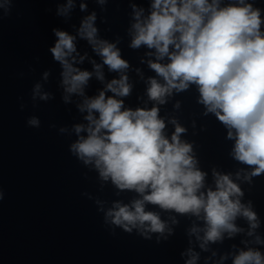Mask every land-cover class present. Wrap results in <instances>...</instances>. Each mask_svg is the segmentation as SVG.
Returning <instances> with one entry per match:
<instances>
[{"label": "clouds", "instance_id": "obj_1", "mask_svg": "<svg viewBox=\"0 0 264 264\" xmlns=\"http://www.w3.org/2000/svg\"><path fill=\"white\" fill-rule=\"evenodd\" d=\"M152 7L147 21L134 25L137 34L132 42L133 47H155L161 57L168 54L170 58L167 65L151 64L166 85L152 79L150 98L160 99L172 88H186L189 82L198 84L208 110L235 129V158L255 166L253 175L264 172V34L260 31V10L244 0L222 8L219 0H212L211 4L208 0H154ZM94 19L93 15L84 21L89 40L96 32L91 25ZM55 35L58 40L51 52L65 69L66 91L77 92L90 73L73 69L66 59L75 50L73 37L63 31H55ZM169 45L177 51L169 53ZM99 52L110 69L127 67L114 45L104 43ZM125 79L113 80L108 88L118 95H127ZM86 107L90 113L87 119L94 127L87 129L86 138L71 145V151L85 164L94 160L100 175L111 177L121 189L139 193L150 189L131 208L115 204L107 212L113 224L131 232L129 225L149 222L151 231L162 232L164 225L159 217L145 212V201L178 212L198 214L203 209L209 225L206 238L212 241L220 236L221 229L235 230L231 221L238 213L255 221L254 212L242 208L239 200L230 199L242 193L228 176L218 179L216 191L209 190L206 197L203 193L197 195L203 174L192 167L193 160L188 155L191 146L179 141L184 129L177 126L170 143L162 135L165 125L158 119L157 109L121 111L122 101L106 99L104 92L87 101ZM92 110L99 113L98 119L93 118ZM29 124L38 125V120L32 118ZM81 130L82 126H76L77 133ZM228 135L231 138L232 131ZM233 264H264V257L252 250L242 251Z\"/></svg>", "mask_w": 264, "mask_h": 264}]
</instances>
